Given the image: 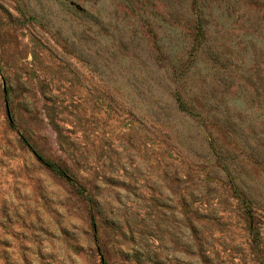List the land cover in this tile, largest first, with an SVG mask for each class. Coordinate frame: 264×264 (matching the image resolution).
I'll list each match as a JSON object with an SVG mask.
<instances>
[{
  "label": "rangeland",
  "instance_id": "obj_1",
  "mask_svg": "<svg viewBox=\"0 0 264 264\" xmlns=\"http://www.w3.org/2000/svg\"><path fill=\"white\" fill-rule=\"evenodd\" d=\"M0 264H264V0H0Z\"/></svg>",
  "mask_w": 264,
  "mask_h": 264
}]
</instances>
